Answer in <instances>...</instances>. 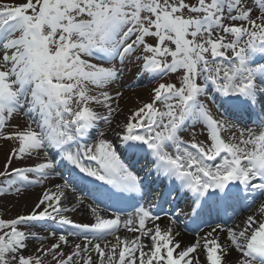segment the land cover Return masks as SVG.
Masks as SVG:
<instances>
[{
  "label": "snow or ice",
  "instance_id": "6c2138e0",
  "mask_svg": "<svg viewBox=\"0 0 264 264\" xmlns=\"http://www.w3.org/2000/svg\"><path fill=\"white\" fill-rule=\"evenodd\" d=\"M0 140V264H264V0H0Z\"/></svg>",
  "mask_w": 264,
  "mask_h": 264
},
{
  "label": "rangeland",
  "instance_id": "374dc122",
  "mask_svg": "<svg viewBox=\"0 0 264 264\" xmlns=\"http://www.w3.org/2000/svg\"><path fill=\"white\" fill-rule=\"evenodd\" d=\"M9 3H16L19 0H7ZM137 68L134 64H126L125 71L123 76L121 77V81L119 84L114 86L115 90H120L123 92V97L120 100L121 107L125 110V115L128 114V109L139 106L141 102H147L150 99V89L154 86L153 82H150L147 79H137L136 77ZM117 119H124V116H119ZM24 123L23 118L18 117L17 120L13 121V123ZM104 130L108 131L107 126H104ZM195 131L197 134V139H204L203 129L200 127L189 128L187 129L183 135L185 139L191 138V133ZM111 135V132H109ZM11 145L3 140H0V170H2V165L5 161V157L7 156ZM13 166H16L14 162ZM57 182V181H54ZM51 186V185H49ZM41 189L39 187L28 189L23 193V195L17 197L14 195H8L4 198H0V217L7 218L8 216H14L17 212L23 213L28 210L36 200L37 196L40 194ZM247 214H250V210L247 209L237 217L244 218ZM72 219L78 222H88V220L81 217L79 210L74 213H70ZM237 218L233 219L227 226H231L237 223ZM36 231L40 232L42 235H46L43 232L42 228H36ZM45 243H49V241H45ZM32 248L39 247L38 242H31L30 245Z\"/></svg>",
  "mask_w": 264,
  "mask_h": 264
},
{
  "label": "bare ground",
  "instance_id": "6f19581e",
  "mask_svg": "<svg viewBox=\"0 0 264 264\" xmlns=\"http://www.w3.org/2000/svg\"><path fill=\"white\" fill-rule=\"evenodd\" d=\"M60 182V181H57ZM81 217H83L84 219L88 220L90 219V215H89V211L86 207H80L78 208ZM237 222H239V220H241L242 218H237ZM167 221H164V223H166ZM185 223L187 224L188 221H185ZM232 226V225H231ZM180 229L183 231V236H182V240L185 244H187L188 242L192 241L194 239V233H193V229L190 227V224H187V228H191L190 230H188L187 228H185L182 225L179 226ZM201 227V226H200ZM203 231H207L208 228L204 226V229H202ZM186 231H190V234H188ZM221 242L222 243H226V240L224 239V234L221 233ZM231 259V258H230Z\"/></svg>",
  "mask_w": 264,
  "mask_h": 264
}]
</instances>
